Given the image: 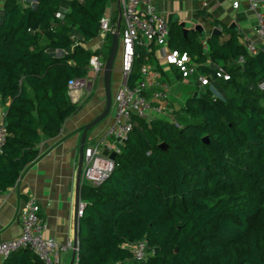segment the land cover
I'll list each match as a JSON object with an SVG mask.
<instances>
[{
  "label": "trees",
  "instance_id": "16d2710c",
  "mask_svg": "<svg viewBox=\"0 0 264 264\" xmlns=\"http://www.w3.org/2000/svg\"><path fill=\"white\" fill-rule=\"evenodd\" d=\"M109 2L0 0L7 130L0 194L39 158L43 139L58 136L82 109L69 83L85 79L91 58L100 55L85 46L100 35ZM239 36L223 25L203 43L198 31L170 28L169 47L188 54L199 73L211 74L207 61L227 69V80L214 79L224 97L198 88L167 117L134 118L109 178L81 186L77 264H264V50L248 55ZM145 64L171 82L155 51L137 48L130 85ZM140 240L153 252L142 262L127 247ZM3 264L43 262L22 249Z\"/></svg>",
  "mask_w": 264,
  "mask_h": 264
},
{
  "label": "built area",
  "instance_id": "2783aa9c",
  "mask_svg": "<svg viewBox=\"0 0 264 264\" xmlns=\"http://www.w3.org/2000/svg\"><path fill=\"white\" fill-rule=\"evenodd\" d=\"M239 4V1H235L233 7L238 9ZM247 10L255 15V22L248 32L239 36V41L248 55L255 56L264 50V0H247ZM100 36L118 38L117 55L122 80L114 97L115 116L107 129L106 138L96 145L84 147L81 186L88 184L97 187L109 178L115 167L110 155L117 154L126 142L135 117L149 120L154 118L153 114L155 117L168 115L169 84L162 81L161 72L154 66L145 64L140 70L141 78L133 85L129 84L137 48H142L148 53L155 51L160 65L174 68L183 80L194 77L197 87L200 90L207 88L214 99L222 97L214 79L229 78L226 68L210 61H207L206 65L212 69L211 74L208 76L199 73L197 64L188 54L169 47L170 26L155 7L153 0H124L119 16L107 14L101 19ZM242 61L240 59L237 63L241 64ZM105 62L103 55L93 56L89 65L90 77L71 81L69 92L87 90L90 93L97 78L103 74ZM6 137L4 113H1L0 153ZM105 151L108 155H104ZM84 209L85 203L80 202L76 213L78 220L82 217ZM19 219L21 234L0 242V257L5 259L14 251L29 249L43 264H61V253L66 247L59 245L53 238L45 237L46 225L40 217L38 203L34 200L28 201L19 212ZM76 229L78 230V225ZM127 247L135 261H145L153 254L145 240L129 244ZM73 248L76 252L73 264H77L79 247Z\"/></svg>",
  "mask_w": 264,
  "mask_h": 264
},
{
  "label": "crops",
  "instance_id": "0c3cea01",
  "mask_svg": "<svg viewBox=\"0 0 264 264\" xmlns=\"http://www.w3.org/2000/svg\"><path fill=\"white\" fill-rule=\"evenodd\" d=\"M123 1L110 0L107 14L119 16ZM235 1L240 3L238 9L233 7ZM153 2L167 22L171 18L176 23L174 25L176 28L183 22L201 26L203 43H206L214 31L221 33L223 25L241 35L248 32L255 22V15L247 10V0H153ZM110 44H106L105 38L99 35L85 47L91 51L100 49V54L106 57ZM160 66L171 77V82L168 83L170 102L167 108V113L170 114L173 110L182 108L185 102L184 95L174 92L171 86L175 81L185 80H178L172 73L173 68L163 64ZM117 70L121 74L120 67ZM88 77L89 74L86 78ZM119 87L120 85H117L116 89L112 88L113 100L109 116L87 131L85 146L96 145L106 138L107 129L114 121V97ZM93 88L96 90L95 93ZM93 88L90 93L87 90L69 93L73 103L83 104L80 112L64 123L58 136L43 139L38 146L39 158L22 172L13 187L1 192L0 242L21 234L19 212L28 201L34 200L40 206V217L46 225L45 237L53 238L59 245L66 247L61 253V264H71L73 247H79V240L75 243L78 236L75 225L77 208L80 202H84L80 197L78 205L76 203L79 149L85 126L100 115L106 105L102 75L97 78ZM4 112L5 107L0 105V113ZM153 116L155 117L154 114ZM3 263L4 258L0 257V264Z\"/></svg>",
  "mask_w": 264,
  "mask_h": 264
},
{
  "label": "water",
  "instance_id": "95a60500",
  "mask_svg": "<svg viewBox=\"0 0 264 264\" xmlns=\"http://www.w3.org/2000/svg\"><path fill=\"white\" fill-rule=\"evenodd\" d=\"M168 24H169L170 28H172L176 23L173 22L171 18H169ZM180 26L183 28L184 34H186L189 30L194 28L193 30L198 31L200 36L203 35V29L201 28V26H193L192 23H188V22H183L180 24ZM232 28H233V26H232ZM215 33H217V32L214 31L213 34H215ZM217 34H220V33H217ZM118 46H119L118 38L113 36L111 39L108 57H107V60L105 62V66H104L103 74H102L104 90H105V97H106L105 108L100 115H98L92 122H90L89 124H87L85 126L83 134H82L81 144H80V149H79V165H78L77 185H76V203H77V205H78V203L80 201V197H81L80 190H81V175H82V168H83V151H84V147H85L87 131H89L91 128L95 127L96 125H98L102 121H104L109 116L111 108H112V100H113V98H112V75H113V72L115 71L114 64H115V60L117 57ZM196 96H199L198 93L196 94ZM204 141L207 142V139L205 138ZM160 147L163 149L166 148L165 144H161ZM104 155H108L107 151L104 152ZM115 155H116L115 153H112L110 155L112 160L115 159ZM78 223H79V220L76 219V222H75L76 227H77ZM76 231H77V229H76ZM75 243H78V236L76 238ZM75 256H76V252L74 251L71 264L74 263Z\"/></svg>",
  "mask_w": 264,
  "mask_h": 264
},
{
  "label": "rangeland",
  "instance_id": "374dc122",
  "mask_svg": "<svg viewBox=\"0 0 264 264\" xmlns=\"http://www.w3.org/2000/svg\"><path fill=\"white\" fill-rule=\"evenodd\" d=\"M114 67H115V71L113 72V76H112V88H113V90L116 89L117 85L121 84V80H122L121 74L117 70L120 67L118 55L116 57ZM171 89H173L174 92L182 93L186 97V96L190 95V93L197 91L198 87H197V84L194 80V77H192V78L185 80V81H175L172 84ZM218 91H219V89H218ZM95 92H96V90H95V88H93V93H95ZM232 93L233 92L230 90V91H228L227 94L230 95ZM113 97H114V93H113ZM223 97H224V94L222 95L221 98H223Z\"/></svg>",
  "mask_w": 264,
  "mask_h": 264
}]
</instances>
